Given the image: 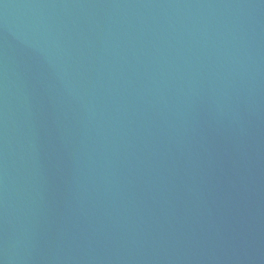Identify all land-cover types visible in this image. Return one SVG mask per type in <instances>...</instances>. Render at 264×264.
Returning <instances> with one entry per match:
<instances>
[{"label": "water", "instance_id": "95a60500", "mask_svg": "<svg viewBox=\"0 0 264 264\" xmlns=\"http://www.w3.org/2000/svg\"><path fill=\"white\" fill-rule=\"evenodd\" d=\"M0 264H264V0H0Z\"/></svg>", "mask_w": 264, "mask_h": 264}]
</instances>
